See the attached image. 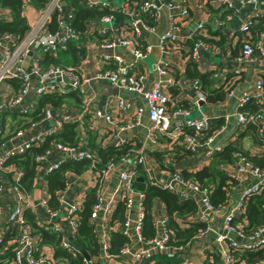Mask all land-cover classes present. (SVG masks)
Segmentation results:
<instances>
[{"label":"built area","instance_id":"built-area-1","mask_svg":"<svg viewBox=\"0 0 264 264\" xmlns=\"http://www.w3.org/2000/svg\"><path fill=\"white\" fill-rule=\"evenodd\" d=\"M197 1L205 8L223 7L234 11L233 15L227 13L221 18L218 16L212 18L214 29L219 30L236 19L238 21L236 30L244 36L241 40L240 51L235 57L236 67L232 68L234 75L240 71L245 62L253 60L264 62V47L260 45L264 39V28L261 33L258 32L257 42L251 39L249 31L257 17L264 11V0ZM20 2L22 4L21 15L25 18L27 25L26 30L17 39L8 33L0 36V245L4 242V250L10 253L9 259L3 260L1 264H64L53 259L50 247L37 246V239L32 235L35 230L27 221L26 214L33 217L36 225L46 223L51 232L62 234L60 248L67 252H77V249L70 244V240L76 228V214L81 207L84 193H78L67 200L66 192L70 185L65 181L63 190L56 195L58 207L51 210L47 206L45 177L57 171L66 162L80 161L89 162L86 171H92L97 178L94 187L97 202L91 208L90 223L101 229L108 228L111 213L117 204L122 203L124 221L121 233L127 240V244L117 256H110L107 253L108 239L105 241L100 238L98 240V262L96 259L84 260V264H108L110 260L120 256H129L132 264H140L149 261L156 254L166 255L168 258L177 256V252L181 254L182 248L170 245L172 237L165 227V216L164 214L159 217L155 216L153 205L151 223L155 232L154 236L147 240H142L140 237V223L143 216L142 194L139 195L132 188V183L136 178L135 168L143 165V158L140 154H133L134 151L130 150L132 152L130 155L126 154L117 161L109 160L102 169L97 170L94 168V164L98 162L97 150L88 145L84 131L78 130L77 140L73 145L62 144L52 138L47 145L48 148L33 159L34 176L30 193L20 185L22 172L15 164V159L31 149L39 148L46 138L60 130L62 123L74 122L73 117L66 113L53 118L57 106L50 104H44L39 120L34 121L30 117L41 95L62 94L70 90L79 92L82 96V112L89 113L90 119L99 120L103 125V133L106 132L109 136L110 143H100V149L112 146L113 149L119 150L128 144L129 137L125 136V133L141 126L143 114L146 115L149 123V127L145 130L150 140L155 139L154 132L163 133L175 140L178 131L183 132L180 130L181 123L196 133L205 134L210 124L208 117L201 114L190 117L188 110L176 109L170 113L167 111L171 105L167 89L171 86L195 89L191 105L193 104L196 109L200 107L199 101L204 103V96L196 79L175 80L169 77L164 61L159 60L155 68L157 80L149 87H144L141 85L143 77L134 76L136 72L134 66L139 64L154 46L164 55L171 52L180 56L178 51L182 48L187 53L180 56L181 59H190L193 62H197L201 52L209 48L218 52V48L203 40L206 20L194 19L193 23L187 26L186 17L190 8L181 0H124L115 8L111 0H78L84 9H104L102 14L95 15L84 22H89L93 26L92 30L97 36V45L103 51V62L107 64V67L93 70L90 75H84L75 66L55 65L50 62L46 65L42 64L45 54L55 60L58 58V52L66 51L68 42L77 43L82 39L84 30L80 32L72 25L73 2L71 0H44L39 10L31 7L28 0H20ZM241 9L245 10L244 15L239 14ZM163 10L167 12L165 18L167 29L159 34L154 26L146 23V20L151 22L152 19L158 23ZM8 12V9L0 5V19H8L9 17L6 16ZM115 14L122 17L117 38L114 36V31L118 28L116 29L113 25ZM105 26L107 27L103 29ZM146 35L150 37V43ZM153 37L156 39L155 45L151 42ZM119 48L127 51L132 59L130 63L125 62L118 53H111ZM28 52H30L29 55ZM111 61L112 65H109ZM12 81L17 84L15 88ZM90 81L113 86L119 94L120 92L133 94L141 99L144 108L135 107L133 100H125L119 94L114 97H105L102 102L103 107H99L95 105L96 95L91 92ZM249 97L264 102L260 78H257L252 90L243 93L237 102L236 111L232 113L236 128L239 130L247 124L256 125L258 134L264 138V111L250 113L239 110ZM109 98H112L115 112H130L129 120L116 121V116L107 109ZM7 118L10 119L7 120ZM173 118H180V122L173 129L168 130L169 122ZM91 128L94 127L91 126ZM212 138L208 136L202 143H199L195 138L184 135L182 145L184 149L195 152L205 143L208 150L206 157H209L212 151L219 150V148H212L210 151L209 145ZM234 157L236 161L226 168V173L229 168L231 172L227 175L236 182L238 188L244 190L241 194L243 201L229 209L222 220L223 229L227 235V247L237 249V251L257 250L264 247V226L245 236L237 225V220L244 199L264 191V171L252 166L239 155H234ZM121 163L126 165V169L118 175L117 187L112 199L103 207L99 197L101 182L115 166ZM67 176L68 174L65 179ZM251 180L253 182L246 188V183ZM171 181L180 187L181 190L177 191L180 199L190 198L191 193H200L202 198L199 202L205 212L214 211L207 202L206 190L200 188L195 182L181 180L178 173L171 176ZM162 189L171 190V185H165ZM35 192H37L36 196ZM135 196L137 200L134 199ZM198 220L199 222L205 221ZM112 226L119 229L118 223ZM203 232H199L197 236L202 235ZM231 235L237 237L238 240ZM132 239L141 245L140 249L131 250ZM222 240L218 239V241ZM182 261L188 264L185 259ZM223 262L231 263V258L227 253Z\"/></svg>","mask_w":264,"mask_h":264},{"label":"crops","instance_id":"crops-1","mask_svg":"<svg viewBox=\"0 0 264 264\" xmlns=\"http://www.w3.org/2000/svg\"><path fill=\"white\" fill-rule=\"evenodd\" d=\"M122 1L124 0H111V3L115 8ZM181 1L184 4H187V6L190 8L189 14L186 17L187 26L191 25L194 19H205L204 41L207 44L218 48L219 51L217 52L209 48L207 51L201 52L197 62H193L190 59H181V55L178 56L177 54H172L171 52L167 55H164L163 52H160L154 46L147 56L144 57L143 60L139 62V64L134 66V71H136L134 72V76H142L143 81L141 85H144V87H149L158 78L155 72L157 62L159 60H163L164 64L168 68L169 77L171 76L175 80L189 79L184 75V68L187 61L190 60L195 64V67L199 72L212 74L211 82L209 83V87L211 89H217L226 85V87L223 88L225 90V95L222 100L216 102L204 101L202 107L200 106L197 109L193 104L191 105V99L195 95V89H181L179 87H173L175 90H177L176 94H171L172 96L169 94L171 98V105H169L170 107L176 104V102H179L184 106L191 105L193 107L190 111V117H195L201 114L202 116L208 117L209 119H221L222 123L219 128L213 130L212 134L210 135L213 138L209 145L210 151L212 148L220 149L222 146L228 143V141H230L237 134V132L245 128L242 127L237 130L235 119L232 116V113L236 111L237 102L242 94L250 92L257 78L262 79V76H264V62H258L256 60L245 62L242 64L240 71L234 75L232 68L236 67V61L235 57L232 55V50H229V46H234V44L237 42L238 36H240L238 34L239 32L236 30L238 21L234 19L232 22L225 24L223 29H214L212 25V18L215 16L220 17L218 14H212V12H209L208 8L200 5L197 0ZM239 14L244 15L245 10H239ZM6 16L8 18L9 14H6ZM166 16L167 12L163 10L158 23L152 19L151 22L146 20V23H149L150 26H154L157 32L161 34L167 29L165 21ZM121 18L122 17L119 16V14H115L114 16L113 25H115L116 29L118 28L116 31H114V36L116 38L119 37V22H121ZM258 23H260L259 27L263 29L261 25H264V11L259 17H257L255 23L252 25V28L257 26ZM92 27L93 26L89 22H84V35L80 41L75 43L76 47H83V54L75 65H71L79 68L83 72L81 73L84 75H90L93 70L95 71L107 67V64L103 62V51L97 45V36L93 32ZM106 27L107 26L103 27V29ZM257 27H255V29H257ZM261 31L259 33H261ZM229 32L231 33V36ZM257 32L258 31H256V33L250 31V37L255 42L258 41ZM145 37L150 43V37L148 35ZM151 42L153 44L155 43V37H153V41ZM260 45H263L264 47V39L262 42H260ZM60 52L61 58L55 59L57 61L54 63L55 65H64L62 62H60V60L62 61V58L65 59L67 52ZM111 53H118L119 56L127 63L132 61L126 50L119 48L115 51H111ZM109 65H112V61L109 63ZM89 84L92 85L91 92L96 95L95 105L99 107H103L102 102L104 101L105 97H114V95L119 94L118 91L116 94H103L101 88L104 85H108L106 83H96L90 81ZM167 91L169 93V88ZM119 95L125 100H133V103L136 104L135 107L144 108L141 99L137 96L123 92H120ZM111 99L112 98H109L107 100V109L116 116V121L122 122L120 119L123 121L129 120L130 112H115L116 109ZM260 103L263 104L262 109H264V102ZM54 111L53 118H58L64 113L71 115L74 122L77 124V130L81 129L85 132L87 142H90L92 145H94L95 150L99 149L100 143H110L111 140L107 133H103L102 123L99 120L90 119L89 113L88 115L82 112L81 101L76 104L72 98H64L62 103L58 105L57 109ZM179 122L180 118L171 119L168 130L173 129ZM91 126L94 128H91ZM148 127L149 123L146 119V115L143 114L141 117V126H138L136 129L125 133V136L129 137L128 143L130 142L134 145L133 148H131L132 151H134L133 154H140L143 158V165L140 166L143 176L136 175V178L140 177L143 180V186H145L146 181L159 188H163L165 185H171V190L169 191L176 193L181 189L171 181V176L174 173L184 170L197 171L207 166L210 161L209 158L206 157L208 150H206V146L201 145L200 148L196 149L192 154L183 155L180 152L179 145L172 144L174 139L167 135L163 137V134L160 135L161 133L154 132L155 139H148L146 135V130ZM248 133L249 132L246 130L245 135L237 139L240 148L254 153H256L258 150L264 151V146L259 145V142L257 141L254 142ZM257 146H259V149H257ZM160 166L164 168H160ZM125 169L126 165L121 163L115 166L109 175L102 180L99 197L100 203L103 207L111 201L113 193L117 187V177ZM230 172L231 171L228 168L227 173L230 174ZM143 178H146V181ZM65 181H67L70 185L68 191L66 192V198L67 200H70L72 196L77 195L78 193H85L87 190L93 189L92 187L96 186L97 178L92 171L88 170L80 175H68ZM252 182L253 180L246 183V188L249 187ZM243 190L244 189L238 187H232V189L227 193L228 196L226 205L219 210H214L212 213H209L208 211L205 212L204 208L200 205L199 200L202 198L200 193L190 194V198L188 199L193 201L196 206V210L193 214L188 215L183 220H181L180 223H182L184 227L194 223H204L205 230L202 235H196L194 239L189 244H187L185 248H183L180 254L182 259L188 261L189 264H202L207 255L213 254L219 258L220 264H226L223 262V258L228 251L226 240L227 235L223 229L222 220L224 215L229 212V209L236 207L240 202L243 201L241 200V194ZM135 192H137L139 195L142 193L141 191ZM36 193L37 192H35L34 195ZM134 199L137 200V196H135ZM152 205L154 206L155 216L159 217L164 214V210L160 201L155 200ZM198 219L205 221L199 222ZM93 227L94 234L97 238V243L100 238L107 241L108 231L117 230V227L115 226H111L106 229H101L99 226ZM218 239L223 240L218 241ZM130 246L132 251L140 249L141 247V245L134 239L131 240ZM117 262H119V264H132L131 257L129 256L117 257L116 259L110 260L108 264H117ZM259 264H264V261Z\"/></svg>","mask_w":264,"mask_h":264},{"label":"trees","instance_id":"trees-1","mask_svg":"<svg viewBox=\"0 0 264 264\" xmlns=\"http://www.w3.org/2000/svg\"><path fill=\"white\" fill-rule=\"evenodd\" d=\"M73 2V20L72 25L74 28L80 32L84 30V21L95 16L100 15L104 12V9H84L78 3V0H71ZM44 0H28V4L35 10H39L43 6ZM0 5L3 8L8 9V14L10 19H0V36L8 33L14 37L19 38L23 32L26 30L27 25L25 18L21 15L22 4L20 0H0ZM209 12L212 14H218L222 17L224 14H234L231 9H225L223 7H218L216 9L208 8ZM219 17V18H220ZM147 18V16H146ZM145 19V17H144ZM260 19V18H258ZM149 21V20H148ZM258 26V27H257ZM257 29L250 28L249 31L260 32V23L257 24ZM264 28V25H261ZM253 29V30H252ZM255 29V30H254ZM257 32V33H258ZM237 42L234 46H229V50H232V55L236 57L240 51L241 40L243 39V34L238 33ZM204 40V39H203ZM221 44V43H220ZM188 45V44H187ZM83 47H76L73 42L67 43L66 56L65 59L62 58L63 64L75 65L78 59L83 54ZM179 54L184 56L187 51L179 48ZM50 63H56V60L44 55L43 65ZM184 75L189 79H196L201 93L204 96V101L206 102H216L223 99L225 95V86H221L217 89H211L209 83L211 82L212 74L206 72H199L195 64L190 60L187 61L184 68ZM228 80V78H227ZM262 91L264 92V76H262ZM12 85L15 88L17 84L12 81ZM175 86L169 87V94H176L177 90L173 88ZM171 95V96H172ZM64 98H72L77 104L81 101V95L78 94L77 90H70L68 92L50 93L41 95L36 103L34 111L30 114L32 120H39L41 109L44 104H50L51 106H58L62 103ZM185 104V103H183ZM262 103L255 100L253 97H249L244 104L239 108L240 111H247L250 113H258L264 111L262 109ZM193 107L190 105H182L179 102L172 105L167 111L170 113L172 110L181 109L191 111ZM211 129L206 130L207 134L204 135L202 132L196 133L193 129L184 126L181 123L180 130L175 140L172 144L179 145L180 152L183 155L192 154V152L184 149L183 138L184 135H189L196 139L199 143H202L207 135H211L213 130L219 128L222 121L221 119H209ZM76 122H64L61 128L53 136L46 138L39 148H34L28 151L23 156L15 159V164L19 166L22 172V178L20 180V185L23 189L27 190L29 193L32 191L31 183L34 176V163L33 159L36 155L41 154L48 148V143L50 139H55L54 141L60 142L66 145H73L77 140L78 130ZM243 130L237 132V134L226 143L218 151H212L209 155V164L197 171H181L178 172V176L183 181L195 182L200 188L206 190L207 202L213 210H219L223 208L227 203V193L232 189V187H237L236 182H234L226 173V168L232 166L236 157L234 155L241 156L245 161L249 162L252 166L257 167L259 170L264 171V151L248 152L240 148L237 139L245 135L246 130L248 134L252 137L253 141L259 142V145L264 146V138L260 136L257 132L256 125L247 124L244 126ZM163 134V133H162ZM160 134V135H162ZM163 137L166 135L163 134ZM88 145L93 146L90 142ZM132 143H128L123 148L115 150L110 148L97 149L98 162L94 164V168L100 170L104 167L105 163L109 160L117 161L126 154L130 155L133 148ZM259 149V146H257ZM156 156V155H154ZM89 167V162H66L62 164L59 169L55 172L48 174L45 177L46 183V193H47V206L51 210H55L58 207L56 195L64 188L65 176L68 175H80L86 172ZM160 168H164L160 166ZM135 173L137 176H143L140 166L135 168ZM146 181V178H143ZM95 188L89 189L84 193L81 207L76 214V228L73 236L70 240V244L77 249V252H67L66 250L59 247L61 235L59 233H53L49 230V226L46 223L41 225L35 224L32 216L26 214L27 221L32 225L35 232L32 234L37 239V246H48L52 249V257L54 260L60 261L64 264H84V257L79 254L78 250L82 249L88 260L96 259L98 262V243L93 232V225L90 223L89 215L92 206L97 202ZM179 192H173L166 189H162L152 185L151 183L145 182L144 189L142 191V207L143 216L140 223V237L142 240L150 239L154 236V229L151 223V210L152 204L155 200L160 201L162 208L164 210L165 216V227L170 232L171 241L170 245L173 247L185 248L194 237L205 230L204 223H194L184 227L181 222L186 216L191 215L195 212L196 206L191 199H180ZM124 221V207L122 203H119L114 208L111 213L110 220L108 222V228L114 223L119 224V229L116 231H108V246L107 253L110 256H117L119 251L127 244V240L121 233V226ZM238 222V223H237ZM237 225L241 228L243 235L247 236L252 234L257 229L264 226V191L248 196L244 199L243 204L240 206V214L238 216ZM39 241V242H38ZM4 242L0 245V264L3 260H7L10 257V253L4 250ZM38 251V250H37ZM228 256L231 258L230 264H259L264 261V247L251 250V251H237L229 248L227 251ZM137 264V263H135ZM140 264H187L183 263L180 253L177 252V256L166 257V255L156 254L152 256L149 261L142 262ZM189 264V263H188ZM202 264H220L219 258L213 254L206 256Z\"/></svg>","mask_w":264,"mask_h":264},{"label":"water","instance_id":"water-1","mask_svg":"<svg viewBox=\"0 0 264 264\" xmlns=\"http://www.w3.org/2000/svg\"><path fill=\"white\" fill-rule=\"evenodd\" d=\"M156 42V39H155ZM30 54V52H28V55ZM103 94H109V93H113L116 94L117 93V89L113 86L110 85H104L101 88ZM198 105L202 107L203 102L199 101ZM132 188L135 191H143L144 186H143V180L140 177L135 178L134 182L132 183ZM231 237H233L234 239L238 240L237 237H235L234 235H231ZM79 254L82 255V257H84L85 261H88V257L86 256V254L84 253V251L82 249L78 250Z\"/></svg>","mask_w":264,"mask_h":264},{"label":"rangeland","instance_id":"rangeland-1","mask_svg":"<svg viewBox=\"0 0 264 264\" xmlns=\"http://www.w3.org/2000/svg\"><path fill=\"white\" fill-rule=\"evenodd\" d=\"M57 56H58V59L59 58H61V52H58L57 53ZM147 59V58H146ZM148 60V59H147ZM60 62H61V60H60ZM10 118H7V120H9ZM12 119V118H11ZM12 121H13V119H12ZM210 122V121H209ZM208 129H211V126H210V124H209V128ZM207 134V133H206ZM209 135H207L206 136V138L208 137ZM206 144L204 143V146H205ZM206 150H207V145H206ZM190 181V180H189ZM192 182V181H191ZM95 187V186H94ZM94 187H92V188H94ZM37 195V193L35 194V196Z\"/></svg>","mask_w":264,"mask_h":264}]
</instances>
